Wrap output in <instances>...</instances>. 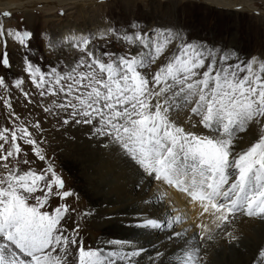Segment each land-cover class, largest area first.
<instances>
[{
	"label": "snow or ice",
	"instance_id": "snow-or-ice-1",
	"mask_svg": "<svg viewBox=\"0 0 264 264\" xmlns=\"http://www.w3.org/2000/svg\"><path fill=\"white\" fill-rule=\"evenodd\" d=\"M2 15L10 17L11 13ZM31 37L27 30L12 31L0 24V42L5 46L4 66L10 67L8 40L27 47ZM179 38L177 34L175 39ZM126 39L145 48L156 41L154 51L160 53L174 37L171 32H161L159 36L135 33ZM88 43L84 41L85 46ZM221 52L223 54H218L214 47L203 42H184L178 47V54L160 67L151 81L137 70L141 62L132 53L117 57L116 53L105 51L103 55L109 59L105 63L92 50H87L86 56L91 62L81 59L68 75H60L55 67L45 73L39 67L33 71L29 64L28 70L32 82L41 89L42 97L63 94L58 108L66 113L64 124L90 126L96 136L122 144L149 174L169 184L176 178L179 185L184 182L181 177L190 176L193 187L199 189L192 195L213 202L212 207L217 211L245 212L248 216L264 214V136L245 151L238 154L233 151L235 127L241 126L239 130L244 131L245 122L264 120V63L256 70L251 61L242 62L237 57L235 62H230L234 52ZM77 68L89 70L74 75ZM4 84V79L0 78V86ZM24 95L27 97L28 93ZM162 97L167 98L162 100ZM174 97L194 103L191 113L202 117L200 123L205 128L211 129L214 123L220 125L218 133L202 136L185 132L184 128L171 123L168 105ZM7 132V128L0 132V139H6ZM24 133L26 137L29 135L26 130ZM11 140L19 153L16 131H12ZM26 143L35 145L36 141L29 138ZM12 155L9 150L0 159L7 160ZM37 155L40 160L45 159ZM51 175L52 180L47 184L49 195L53 185L64 188L54 171ZM43 179L44 175L32 171L19 175L9 171L5 179H0V185L6 184L0 186V264H60L61 257L54 253L65 252L69 244L77 245V239L70 240L59 227L63 206L56 207L54 214H50L41 210L48 202L47 196L37 197L35 205L28 203L25 194L36 192L37 182ZM57 195L63 199L72 193L62 191ZM227 214L220 219L227 221ZM137 225L162 227L152 219ZM173 235L178 238L182 233ZM127 243L107 241L109 245ZM142 251L86 249L79 241L78 264H128Z\"/></svg>",
	"mask_w": 264,
	"mask_h": 264
},
{
	"label": "rangeland",
	"instance_id": "rangeland-1",
	"mask_svg": "<svg viewBox=\"0 0 264 264\" xmlns=\"http://www.w3.org/2000/svg\"><path fill=\"white\" fill-rule=\"evenodd\" d=\"M63 1L55 0L46 4L30 5L23 10L5 11L11 13L10 17H4V12L0 13V24L5 28L12 31L27 30L32 34L27 47L12 39L8 40L6 50L10 67L2 63L5 46L0 42V78L5 81V84L0 86V132L8 129L5 133L6 139H0V145H3L0 156H6L9 150L13 152L7 160L0 159V179H5L9 171L18 175L27 171L44 175V179L37 182L36 192L30 195L21 193L27 195L28 203L35 205L37 197L47 196L48 202L42 211L54 214L56 207L65 208L66 205L67 211H78L80 217L82 215L87 218L88 211L86 214L83 208L91 199V191H86L83 182L78 179L82 168L77 170L71 162L64 161L62 153L65 151L66 155L73 159L77 151L76 158L86 159L83 162L90 164L101 155L97 146L106 149L118 147L121 151L125 149L122 144H117L110 138L102 139L96 136L90 126L64 124L66 113L58 108L63 102V94H47L42 97L41 89L32 82L29 64L32 65L33 71L39 67L41 71L48 73L55 67L60 75H68L81 59L91 62L86 56L87 50H92L105 63L109 62L108 57L103 55L105 51L116 53L117 57L132 53L143 65H137V70L151 81L159 68L178 54V47L191 41L214 47L218 54H223L221 50L234 52L230 62H235L238 57L242 62L251 61L254 69L258 70L259 64L264 63V0H86L79 3ZM217 1H221V4H217ZM227 3L234 5H226ZM161 32H171L174 39L165 44L160 53L154 51L156 41H151L145 48L141 44L133 45L126 39L135 33L159 36ZM177 34L179 39H175ZM85 40L89 41L87 46L84 44ZM113 59L115 61L116 57ZM88 70L77 68L74 75ZM96 70L98 71V68ZM24 93H28V96ZM166 98L162 97V100ZM169 103V112L173 111L178 113L177 115L191 113V107L194 106V103L176 97L169 100ZM218 126L220 125L216 127ZM24 130L29 134L27 137ZM218 130L219 128H216L213 131L218 133ZM12 131L17 133L15 143L20 147L19 153L15 151L11 140ZM29 138L36 141V144H27L26 139ZM106 149L101 152L107 153L104 152ZM118 150L117 153L120 154L121 151ZM37 153L45 159L40 160ZM48 169L54 171L64 183L63 189L53 185L51 195L47 189V184L52 180L51 171H47ZM180 179L184 182L179 185L177 183L176 188L186 192L185 182L188 177ZM173 180L177 181L176 178ZM62 191H69L72 195L63 200L57 195ZM76 206L80 209H76ZM95 208H98V205H95ZM65 217L62 216L61 222L64 223ZM59 227L63 233L68 231L62 228L61 224ZM68 227L70 228L69 225ZM77 228L82 229L80 225ZM88 228L84 227L86 231L77 237L78 243L70 252L73 257L78 256L79 241L83 242L86 249L99 247L96 240L100 237L90 225ZM72 237L71 235L69 239ZM4 254L7 258L8 254ZM54 255L61 256V252L57 251ZM259 260L253 264H264L259 263Z\"/></svg>",
	"mask_w": 264,
	"mask_h": 264
},
{
	"label": "bare ground",
	"instance_id": "bare-ground-1",
	"mask_svg": "<svg viewBox=\"0 0 264 264\" xmlns=\"http://www.w3.org/2000/svg\"><path fill=\"white\" fill-rule=\"evenodd\" d=\"M54 1L3 0L0 1V13ZM77 1L86 0H64L63 3ZM177 114L170 111L169 120L175 126L184 128L185 132L213 136L217 134L214 132L216 128L221 127L214 124L213 129H208L201 125L200 116L190 112ZM240 127H235L233 135V151L237 154L263 136L264 120L260 123L245 122L242 125L244 131L239 130ZM103 149L106 148L97 146L101 155L90 164L83 162L86 159H77V151L73 159L65 151L62 153L64 161L71 162L77 170L82 168L78 179L83 182L86 191H91V199L83 208L86 214L88 211L87 218L80 217L78 211H67V206L63 204L66 209L63 208L62 216L66 217L61 227L68 230L64 235L77 239L86 231L84 227L90 225L100 237L96 245L105 252L127 253L142 249L141 254L128 264H253L259 259V263L264 262V214L248 216L245 212L227 214L224 210L217 211L212 207L213 202L192 195L199 189L193 187L190 176L185 182L186 192H182L176 188L177 181L169 184L149 174V170L140 165L132 153L113 147L103 154ZM117 150L121 151L120 154ZM76 209L80 207L76 206ZM225 214L228 215L227 221L220 219ZM145 219L156 220L162 227L137 225ZM176 232L182 235L177 238L173 235ZM109 240L128 243L109 245ZM73 246L76 245L69 244L66 251L61 252V264L78 262L77 255H70Z\"/></svg>",
	"mask_w": 264,
	"mask_h": 264
}]
</instances>
